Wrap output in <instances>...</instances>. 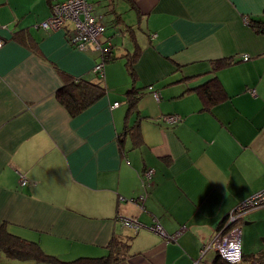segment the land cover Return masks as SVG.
Listing matches in <instances>:
<instances>
[{
	"label": "crops",
	"instance_id": "crops-1",
	"mask_svg": "<svg viewBox=\"0 0 264 264\" xmlns=\"http://www.w3.org/2000/svg\"><path fill=\"white\" fill-rule=\"evenodd\" d=\"M59 1L0 0V224L67 261L108 256L115 239L114 264H222L202 246L264 188V32L251 25L264 0H87L120 58L74 115L56 90L65 74L97 81L101 57L38 26ZM134 50L132 81L121 56ZM212 77L228 98L206 107L196 88ZM235 223L237 264H264V205Z\"/></svg>",
	"mask_w": 264,
	"mask_h": 264
},
{
	"label": "trees",
	"instance_id": "trees-1",
	"mask_svg": "<svg viewBox=\"0 0 264 264\" xmlns=\"http://www.w3.org/2000/svg\"><path fill=\"white\" fill-rule=\"evenodd\" d=\"M251 23V25L256 27L259 31L261 30L264 32V22H262L261 20H252ZM128 31H131V26L128 27ZM68 42L72 46H74L69 41V39ZM101 42L103 45L108 46L107 43L103 42V40ZM110 42L112 46L110 48V51L108 50L102 55L104 63L120 58L114 55V51L112 50L114 44L112 43L111 39ZM135 52L136 50H134L133 52H126L121 56V58L124 59V65L132 81H134L136 78L134 71V60L136 56ZM230 62L231 59L224 58L213 60V70H216ZM95 75L97 76V81L84 79L83 77L71 78L65 74L63 84L56 90L55 97L58 102H60L69 111L71 115L78 113L104 94L105 86L102 82V80L104 79L103 67L102 74L98 71H95ZM196 92L199 94L203 104L206 107H208L210 104L218 103L228 98V93L225 91L217 77H212L207 80L203 85H201V87L196 88ZM126 94L128 95L127 108L130 109L134 106L136 96L138 94L133 87H131L126 92ZM130 95H133L132 98L130 97ZM131 133L133 137L134 130L131 131ZM115 242V239L110 241L111 254L108 256L79 257L77 259L67 261L60 259L53 254L47 253L43 248H41L38 242L25 239L17 234H14L10 232L3 223L0 224V252L4 255V257H6L7 259L13 258L19 260H29L34 264H114L118 260V256L114 255V252L117 250L116 248H114ZM242 259L244 260V257H241V260ZM221 260L223 262L222 264H232L223 259ZM254 261L255 260H253V262Z\"/></svg>",
	"mask_w": 264,
	"mask_h": 264
},
{
	"label": "built area",
	"instance_id": "built-area-1",
	"mask_svg": "<svg viewBox=\"0 0 264 264\" xmlns=\"http://www.w3.org/2000/svg\"><path fill=\"white\" fill-rule=\"evenodd\" d=\"M42 29L56 30L67 27V35L69 41L80 50L93 49L99 52L101 61L97 63L93 71H98L102 74L103 59L102 55L106 51H110L111 42L110 39L103 38L105 31V23H103L101 16H97L93 13L91 5L87 0H63L55 2L51 5L50 16L38 25ZM107 43L108 46L102 44V41ZM89 44H93L94 48ZM1 45V40H0ZM248 56L244 55L243 59H247ZM114 105H117L115 103ZM177 118L173 115L167 117L168 122H174ZM153 168H146L141 175V198L145 196L147 187L151 184V177L153 175ZM19 181L21 185H24L27 181L26 177L19 173ZM264 205V188L258 192H255L248 198L241 201L235 209L229 215L225 226L222 227L214 237L204 246H202L201 252H205L207 249H211L216 253L218 257L229 262L237 263L241 260L242 253L241 247L237 248L240 244V227L235 222L244 215L245 212L255 209ZM121 221L124 226L131 228H138L141 223L136 217H121ZM154 231L161 236H166L163 227L158 221H155L150 226ZM169 238H173L172 236ZM237 254L239 259L237 260ZM196 264V262H193Z\"/></svg>",
	"mask_w": 264,
	"mask_h": 264
},
{
	"label": "rangeland",
	"instance_id": "rangeland-1",
	"mask_svg": "<svg viewBox=\"0 0 264 264\" xmlns=\"http://www.w3.org/2000/svg\"><path fill=\"white\" fill-rule=\"evenodd\" d=\"M81 0H77V2H80ZM88 2V1H87ZM103 17V16H102ZM103 23H105L103 21ZM90 46H92V48H94L93 44H89ZM93 50V49H91ZM94 52H96L99 55V52L96 50H93ZM99 58V57H98ZM53 254V253H52ZM0 264H29V262H26V260H19V259H7L6 257H4V255L0 252Z\"/></svg>",
	"mask_w": 264,
	"mask_h": 264
},
{
	"label": "clouds",
	"instance_id": "clouds-1",
	"mask_svg": "<svg viewBox=\"0 0 264 264\" xmlns=\"http://www.w3.org/2000/svg\"><path fill=\"white\" fill-rule=\"evenodd\" d=\"M239 247H241V245H240V244H238V245H237V248H239ZM236 259H237V260L239 259V254H237V257H236Z\"/></svg>",
	"mask_w": 264,
	"mask_h": 264
},
{
	"label": "water",
	"instance_id": "water-1",
	"mask_svg": "<svg viewBox=\"0 0 264 264\" xmlns=\"http://www.w3.org/2000/svg\"><path fill=\"white\" fill-rule=\"evenodd\" d=\"M242 217V216H241Z\"/></svg>",
	"mask_w": 264,
	"mask_h": 264
}]
</instances>
